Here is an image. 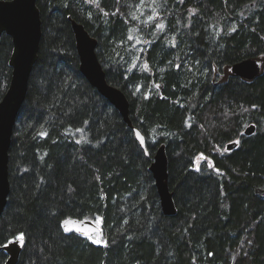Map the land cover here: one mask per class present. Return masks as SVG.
I'll return each mask as SVG.
<instances>
[{
	"label": "trees",
	"instance_id": "16d2710c",
	"mask_svg": "<svg viewBox=\"0 0 264 264\" xmlns=\"http://www.w3.org/2000/svg\"><path fill=\"white\" fill-rule=\"evenodd\" d=\"M147 1L37 2L43 36L0 216V244L26 238L18 264H264V197L256 193L264 189V72L254 81L225 76L228 66L264 56V0H159L164 16L145 29L133 17ZM69 16L98 39L107 79L129 98L149 155L81 72ZM132 32L152 39L141 53L148 69L129 68ZM13 48L4 33L0 101ZM162 143L175 215L163 212L150 170ZM200 155L207 158L197 167ZM88 217L101 218L107 246L64 230L68 218ZM8 258L2 250L0 264Z\"/></svg>",
	"mask_w": 264,
	"mask_h": 264
},
{
	"label": "water",
	"instance_id": "95a60500",
	"mask_svg": "<svg viewBox=\"0 0 264 264\" xmlns=\"http://www.w3.org/2000/svg\"><path fill=\"white\" fill-rule=\"evenodd\" d=\"M38 0H0V40L4 33L12 37L13 52L10 59L12 66V78L10 86L0 101V216L4 213L11 193L9 178L10 148L17 118L26 100L30 78L35 64L38 61L40 44L43 36L41 11ZM159 15L156 19L162 18ZM76 38V46L80 57V70L88 81L118 109L124 121L133 129L135 138L140 146L149 155L147 137L142 130L135 126L131 119L130 100L125 92L117 86L109 83L106 71L97 53L99 41L94 37L83 23L69 16ZM264 72V56L245 58L225 70V76L234 75L245 81H254ZM256 131V125H249L245 134L252 135ZM139 132L145 138L142 145L136 133ZM231 142L228 150L237 147ZM150 170L154 176L159 193L161 207L166 215H175L178 212L174 198V192L170 187L169 156L167 145L162 143L154 155ZM256 193L264 197V189L257 188ZM69 223L65 228L71 229L67 233H75L87 237L76 229L80 228L96 236L98 229L104 239L102 226L93 219L68 218ZM26 238L22 243H11L6 247L0 246V252L6 251L9 255L5 264H18Z\"/></svg>",
	"mask_w": 264,
	"mask_h": 264
},
{
	"label": "rangeland",
	"instance_id": "374dc122",
	"mask_svg": "<svg viewBox=\"0 0 264 264\" xmlns=\"http://www.w3.org/2000/svg\"><path fill=\"white\" fill-rule=\"evenodd\" d=\"M89 1V0H88ZM159 0H148L146 2L145 5V9L141 12L140 16L136 15L139 17V21L143 22L142 24L145 25V29L148 27L149 29L152 27V25L154 24L155 21H157L156 19L153 21H148V17L149 16H159L160 15V10H159ZM99 2V0H98ZM97 4L96 2H92ZM152 7V11L150 10ZM139 22V23H140ZM159 24V23H157ZM140 25V24H139ZM165 25V24H164ZM157 29H160L159 27L156 26V28L152 29V37L155 38L156 34H157ZM148 34H146L145 32L143 33H138V32H132L126 39L125 44L126 46H124V50L123 51H128L129 49H133L135 52L130 54V56H132L133 61H131V63H129V68H139V69H148L147 63H145V61L142 59L141 57V53L144 49L148 48L152 42L151 37L148 38V36H146ZM122 48V47H121ZM125 55V54H124ZM123 56H121L122 58ZM124 58V57H123ZM206 158L205 156H202L200 158H197L196 162L197 165L202 164L203 162H206ZM90 219H93L96 223L97 221H100L98 224L100 226H102V220L100 217H88ZM94 238L98 239L97 236H93ZM105 241V238L102 239ZM92 241V240H91Z\"/></svg>",
	"mask_w": 264,
	"mask_h": 264
},
{
	"label": "snow or ice",
	"instance_id": "6c2138e0",
	"mask_svg": "<svg viewBox=\"0 0 264 264\" xmlns=\"http://www.w3.org/2000/svg\"><path fill=\"white\" fill-rule=\"evenodd\" d=\"M89 2L90 3L96 2L97 3V6H99L98 0H89ZM141 3H143V0H141ZM105 15H107V13H105ZM133 19H139V17H135L134 16ZM155 19H156L155 16H149L148 17V21H153ZM156 26L159 27V28H163L164 27V24L161 22V23L157 24ZM233 31H235V29H233ZM177 67H179V66H177ZM156 87L159 88V85L157 84ZM253 107H255V106H253ZM77 131H82V129H77ZM41 135H47V133H41ZM136 135L140 139V143L143 145L144 142H145V138L143 136H141L139 132H137ZM235 143L236 144H239L240 141L237 140V141H235ZM97 179H99V177ZM99 222L100 221H97V223H99ZM68 223H69L68 220H65L64 221V224L65 225H67ZM65 230L66 231H71V229H68V228H65ZM76 230L82 232V234L85 235V236H87V238L89 240H92L93 243H96V244H104L105 246H107V241H104L102 239H96V238H94L93 235L89 234L88 231H84L83 229H80V228H78ZM95 233H96V236H101V233H100V231L98 229L95 230ZM24 239H25L24 234L21 233L18 236H15L13 240H8L7 243L8 244H11V243H22L24 241ZM249 243H251V241H249ZM0 246L6 247L7 244H0ZM210 255H211V253H210Z\"/></svg>",
	"mask_w": 264,
	"mask_h": 264
},
{
	"label": "flooded vegetation",
	"instance_id": "af4514ba",
	"mask_svg": "<svg viewBox=\"0 0 264 264\" xmlns=\"http://www.w3.org/2000/svg\"><path fill=\"white\" fill-rule=\"evenodd\" d=\"M203 155H200L198 158L202 157ZM201 165V164H200ZM200 165H196L197 167H200Z\"/></svg>",
	"mask_w": 264,
	"mask_h": 264
},
{
	"label": "bare ground",
	"instance_id": "6f19581e",
	"mask_svg": "<svg viewBox=\"0 0 264 264\" xmlns=\"http://www.w3.org/2000/svg\"><path fill=\"white\" fill-rule=\"evenodd\" d=\"M246 130V129H245ZM236 148V147H235ZM233 150V149H232ZM145 151V150H144ZM260 195V194H259ZM161 202V201H160ZM63 227H64V225H63Z\"/></svg>",
	"mask_w": 264,
	"mask_h": 264
}]
</instances>
